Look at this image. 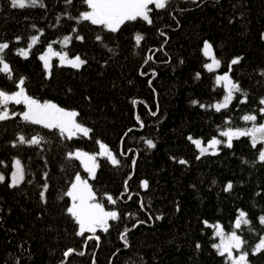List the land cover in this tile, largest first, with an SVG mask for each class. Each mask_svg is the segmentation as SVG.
I'll return each mask as SVG.
<instances>
[{"label": "trees", "instance_id": "trees-1", "mask_svg": "<svg viewBox=\"0 0 264 264\" xmlns=\"http://www.w3.org/2000/svg\"><path fill=\"white\" fill-rule=\"evenodd\" d=\"M42 4L21 9L0 0V43L9 44L0 56L12 69L11 79L0 73V90L15 91L23 78L26 94L74 110L90 132L69 139L58 129L25 122L20 116L24 106L9 103L10 118L0 121V173L5 177L0 182V264H226L227 258L212 247L216 239L210 224L216 222L240 234L249 264H264V251L252 254L264 233L259 222L264 162L258 160L263 144L253 147L244 136L234 139L231 148L220 144L215 154L201 156L188 139H208L226 128L261 121L264 0H169L164 9L149 6L151 24L138 18L115 33L79 20L88 9L85 0ZM136 34L144 37L139 46ZM32 36L39 40L25 59L17 51L28 47ZM65 36L71 37L67 43ZM205 41L221 61L218 71H228L242 89L220 111L213 103L224 91L215 71L204 67ZM49 44L86 63L77 69L52 59L46 70L39 57ZM237 57L240 63L229 70ZM245 115L257 119L245 121ZM19 136L42 139L38 145L21 144ZM99 142L119 163L96 156L95 175L88 176L68 153L79 149L96 155ZM14 157L25 178L10 187ZM77 174L88 178L95 201L118 213L107 231L76 234L66 193ZM229 182L233 187L226 192ZM108 196L116 203H109ZM240 211L250 224L235 229Z\"/></svg>", "mask_w": 264, "mask_h": 264}, {"label": "snow or ice", "instance_id": "snow-or-ice-1", "mask_svg": "<svg viewBox=\"0 0 264 264\" xmlns=\"http://www.w3.org/2000/svg\"><path fill=\"white\" fill-rule=\"evenodd\" d=\"M68 2L70 3L71 0H68ZM85 2L90 11L82 12L79 20L90 21L93 25L103 26L108 31L115 33L121 28L122 25L125 24V22L136 21L138 18L151 24L152 19L150 18L149 14L152 9L149 6L154 5L156 9H164L169 0H85ZM11 5L14 8L21 9L34 6L43 7L42 0H11ZM76 38L82 39L79 36ZM17 39L19 40V37H17ZM70 39L71 37L65 36L64 42L67 43ZM97 39L99 40L100 37L97 36ZM134 39L136 45L139 46L144 37L142 34H136ZM38 40V36H32L31 42L28 44V49H32V47L37 44ZM212 47L213 46L208 41H205L203 44L204 55L206 57H211V63L205 64L204 67L210 72L213 71L214 68H219L221 65V61L218 58L211 56ZM7 49H9L8 43H0V53H5V50ZM17 54L26 59L28 58L29 51L21 48L18 49ZM53 55L59 57L60 63L62 65L67 64L77 69L86 63V61L81 59L79 56L69 59L67 54L54 52L52 45L49 44L47 51L39 57V59L43 61L45 69L50 68V56ZM151 59L152 57L149 56L148 60ZM240 59L241 58L239 57L234 58L229 65V70H231L232 65L239 64ZM11 72L12 69L10 68L9 63L5 61L3 56H0V73L9 74V78L11 79ZM197 78H199V73L197 74ZM221 82H223L227 94L224 97L223 103L214 105L216 111H220L222 108L228 107L230 101L233 99V93L242 92L239 84L233 82L227 73L216 77V83L220 84ZM23 85L24 79L21 78L16 85L19 89L18 91L9 94L6 91L0 90V106H4L3 110H0V121L10 118L7 105L9 102H14L17 105L23 104L25 106L26 110L20 113L21 118L25 122L42 125L48 129H58L62 136L66 135L69 139H71L77 133H81L84 136L89 134L90 129L77 122V112L67 111L50 101L40 103L36 99H33L26 94ZM241 102L243 103L244 101ZM193 103H196V101H193ZM260 104L264 105V99L260 100ZM201 107H203V105H201ZM259 111L264 113V108L259 109ZM13 115H15V113H13ZM243 119L245 121L255 122L257 117L256 115H245ZM220 134L224 137H227V143L225 146L228 148L232 147V142L234 139H239L240 137L244 136L250 137L252 145L255 147L258 143H264V123H261L258 126L253 124V127L247 130L229 128ZM41 139L42 137L38 136H33L31 139L27 140L24 136H19L18 138L19 143H27L29 145H38L40 144ZM188 139L192 141L193 144L200 150L201 156L207 153L208 149L201 147V140L193 139L191 136H189ZM145 143L149 148L155 147V144L152 140H146ZM221 143L222 141L213 138L208 142V145L210 148L215 149L216 146ZM101 149L102 151L100 155H106L113 165H117L119 163L116 157L113 156L112 152L109 151L105 145L101 144ZM212 154H215V151H213ZM68 157L70 159H81V162L85 164V168L89 174L92 176L95 175V156L77 151L75 153L69 152ZM199 158L200 157L198 156L197 159ZM258 160L260 162H264V149L259 151ZM85 161L90 163H86ZM133 163H135V161H133ZM179 163L185 164L187 162L185 160H180ZM14 168L15 171L11 175V184L9 185L10 187L20 185V183L25 178V172L21 166L20 160L17 159L14 161ZM4 180V175H0V182H4ZM141 185L143 188L147 189L148 181H142ZM46 187L47 185H45V188ZM232 187V183L229 182L224 190L226 192L230 191ZM40 195L43 199L44 192H41ZM66 195L71 197L72 200V204L67 208V212L74 218L76 224L79 227V231L76 233L77 235H83L86 232L95 233L98 228L107 231L109 220L115 221L119 219V215L116 211H105L104 207L100 203L92 202L95 199L93 191L88 183L81 179L79 174L76 175L75 180L71 184V188L66 193ZM107 200L111 204L116 203L112 196H108ZM156 219H161V217L157 216ZM259 222L264 225V216L259 218ZM249 224L250 220L247 218V214L244 211H240L239 216L235 220V229H240L242 225L246 226ZM215 235L219 236L221 239L219 244H213L212 247L217 250L218 255L227 256L226 264H249V253L244 250L245 241L240 235L237 234L236 231H232L225 237L220 225H216ZM91 238L92 237H89V239ZM121 239L125 241V245L127 246L126 233H121ZM196 247L199 249L201 246L200 244H197ZM234 249L239 253L238 255H233ZM72 251V249H69L64 253V255L67 257ZM261 251H264V237L260 238V242L256 244L252 254L255 255ZM83 254L84 253L82 252L80 253V255Z\"/></svg>", "mask_w": 264, "mask_h": 264}, {"label": "rangeland", "instance_id": "rangeland-1", "mask_svg": "<svg viewBox=\"0 0 264 264\" xmlns=\"http://www.w3.org/2000/svg\"><path fill=\"white\" fill-rule=\"evenodd\" d=\"M85 11H90V9L88 8L87 10H84V11H82V12H85ZM81 12V13H82ZM209 42V41H208ZM210 43V42H209ZM204 44V43H203ZM47 47L48 46H46V48L44 49V51L41 53V55L42 54H44L46 51H47ZM53 48V47H52ZM25 50H27L28 49V47H26V48H24ZM53 51L54 52H57V53H61V54H66V52H65V50H57V49H55V48H53ZM202 52H203V54H204V51H203V46H202ZM68 56V55H67ZM205 56V55H204ZM211 56H215V54H214V52H213V49H212V53H211ZM74 57H76V56H68V58L69 59H71V58H74ZM216 57V56H215ZM205 58H206V64L207 63H211V57H206L205 56ZM217 58V57H216ZM52 59H56V61L59 63V64H61L60 63V60H59V57L58 56H50V65H51V61H52ZM42 63H43V61H42ZM43 65H44V63H43ZM63 65H67V64H63ZM69 66V65H68ZM46 70H49V69H46ZM214 71H215V80H216V77L217 76H221V75H224L225 73H227L228 75H229V72L228 71H226V70H223V71H218V68H214L213 69ZM229 77H230V75H229ZM219 85H221L222 87H223V91H224V94H223V96L219 99V100H216L214 103H213V107H214V105H216V104H220V103H223V101H224V97L226 96V90H225V87H224V84H223V82H221ZM19 89L17 88L15 91H12V92H7V93H9V94H11V93H13V92H16V91H18ZM28 95V94H27ZM264 99V98H263ZM37 101H39V100H37ZM45 101H50V100H43V101H39L40 103H43V102H45ZM50 102H52V103H55V102H53V101H50ZM9 103H11V102H9ZM14 103V102H13ZM56 104V103H55ZM23 105V104H22ZM57 105V104H56ZM24 106V105H23ZM58 106V105H57ZM3 107L4 106H0V110H3ZM10 105L8 104L7 105V108H8V110H9V114H10ZM60 107V106H59ZM62 108V107H61ZM215 108V107H214ZM262 108H264V105L262 106ZM63 109H65V110H67V111H74V110H72V109H68V108H63ZM26 109H25V106H24V108H23V111H25ZM22 111V112H23ZM262 118H261V121L260 122H258V123H253V124H256L257 126L259 125V124H261V123H264V113H262ZM77 120V119H76ZM77 122L78 123H80L78 120H77ZM82 124V123H81ZM253 124L251 125V126H249V127H247V128H239V129H242V130H247V129H249V128H251V127H253ZM84 127H86L84 124H82ZM229 128H226L225 130H222V131H220V133L221 132H223V131H226V130H228ZM232 129H236V128H232ZM81 134V133H80ZM193 139H199V140H201V147H203V148H207L208 149V151L207 152H211V151H213V150H216L218 147H219V145H217L216 146V148L215 149H212V148H210L209 147V145H208V142L210 141V140H212L213 138H216V139H218V140H220V141H222V143L221 144H226L227 143V137H224V136H222L221 134L220 135H216V136H213V137H211V138H208V139H202V138H200V137H192ZM101 144H103V145H105L103 142H99V149H98V153L96 154V155H94V154H89V153H87L88 155H91V156H95V160H96V156H106V155H100V153H101V151H102V149H101ZM263 145H262V149H264V143H262ZM106 146V145H105ZM107 147V146H106ZM197 148V147H196ZM108 149V148H107ZM109 150V149H108ZM197 150H198V153L200 154V150L197 148ZM77 151H80V152H83L82 150H79V149H75L74 151H72V153H75V152H77ZM110 151V150H109ZM112 152V151H111ZM83 153H86L85 151L83 152ZM113 154V153H112ZM113 156H114V154H113ZM107 157V156H106ZM19 160V158L18 157H14L13 159H12V161H11V169H10V175H9V183L11 184V175H12V173L15 171V168H14V161L15 160ZM79 161H80V163H81V165H82V167H83V169H85L86 170V168H85V164L84 163H82L81 162V159H79ZM86 163H90V162H88V161H85ZM22 166V165H21ZM87 171V170H86ZM87 174H88V176H92V175H90L89 174V172L87 171ZM0 175H3L2 173H0ZM80 175V174H79ZM76 177V176H75ZM75 177H74V179H73V182H74V180H75ZM80 177H81V179L82 180H84V181H86L87 183H88V185L90 186V184H89V180H88V178L87 177H83V176H81L80 175ZM72 182V183H73ZM70 188H71V186H70ZM69 188V189H70ZM69 191V190H68ZM92 202H94V203H98L97 201H92ZM71 204H72V200H71V197H70V204H69V207L71 206ZM105 209V211H110V210H108V209H106V208H104ZM239 216V213H238V215L236 216V218ZM236 220V219H235ZM211 225V227H212V232H213V235H214V237H215V239H216V241H215V244H219L220 243V237L219 236H216L215 235V232H216V225H220V227L222 228V230H223V233H224V235H225V237L228 235V234H230L232 231H236V230H230V231H224V229H223V227L221 226V224L219 223V222H216V223H212V224H210ZM234 226H235V222H234ZM78 230H79V227H78ZM237 232V231H236ZM237 234L238 235H240L238 232H237ZM261 237H264V233L262 234V236ZM260 237V238H261ZM260 238L258 239V241L256 242V244H258L259 242H260ZM256 244H255V246H256ZM255 248V247H254ZM239 253L234 249L233 250V255H238ZM225 257L227 258V256L225 255Z\"/></svg>", "mask_w": 264, "mask_h": 264}]
</instances>
